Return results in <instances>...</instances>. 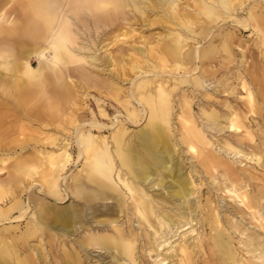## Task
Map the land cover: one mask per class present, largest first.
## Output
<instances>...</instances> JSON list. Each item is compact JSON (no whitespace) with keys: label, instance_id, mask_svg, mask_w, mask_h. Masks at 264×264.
Returning a JSON list of instances; mask_svg holds the SVG:
<instances>
[{"label":"rangeland","instance_id":"obj_1","mask_svg":"<svg viewBox=\"0 0 264 264\" xmlns=\"http://www.w3.org/2000/svg\"><path fill=\"white\" fill-rule=\"evenodd\" d=\"M31 1L0 0V264H264V0H123L111 17L61 0L57 49L24 25ZM40 63H62L69 101Z\"/></svg>","mask_w":264,"mask_h":264},{"label":"bare ground","instance_id":"obj_2","mask_svg":"<svg viewBox=\"0 0 264 264\" xmlns=\"http://www.w3.org/2000/svg\"><path fill=\"white\" fill-rule=\"evenodd\" d=\"M151 1V0H150ZM149 1V2H150ZM155 1V0H154ZM159 1V0H158ZM187 1V0H186ZM192 1V0H191ZM231 1V0H229ZM237 1V0H236ZM61 2V0H36V1H31L30 4L28 5L29 9L31 10V15H30V18L26 21L27 24H24L26 26H28L27 28L31 31V32H36V30L38 31V34L40 35L41 33H49V31L53 28V31H54V42H53V46L54 48H59L60 45L63 44V47L65 48L67 42H68V39H67V36L66 38H64L63 36H65L64 34H62L60 31L63 30V27H64V24H65V19H66V14L67 12H70V13H73V14H78L79 11H76L77 8L79 6H82L85 10H88L89 12L92 13L93 16H105L104 14H107L108 16L107 17H111L112 15L110 14L111 11L113 10L114 7H117V6H121L122 3H123V0H68V3H69V7L67 8V10L65 11V13L62 15V17H58V13L56 11V7L57 5ZM147 1V3H149ZM153 2V1H152ZM156 2V1H155ZM225 2V1H224ZM125 3V2H124ZM140 3V2H139ZM105 4L106 7H108L109 9H107L105 11V13H103V5ZM130 4V3H129ZM150 4V3H149ZM153 4V3H152ZM158 4V3H157ZM261 4V3H260ZM159 5V4H158ZM152 6V5H151ZM150 6V7H151ZM157 6V5H156ZM160 6V5H159ZM168 6V5H167ZM126 7V6H124ZM149 7V8H150ZM170 7V6H169ZM148 8V7H147ZM241 8V7H240ZM170 9V8H169ZM222 9V8H221ZM156 10V9H155ZM158 10V9H157ZM63 11V12H64ZM152 11V10H151ZM227 11V10H226ZM134 12V11H133ZM154 12V10H153ZM225 12V11H224ZM103 15H101V14ZM161 15V14H160ZM244 16V15H243ZM137 19V18H136ZM174 20V19H173ZM243 20V19H242ZM255 22L257 26L260 27V22L258 21V19H255ZM157 22V21H156ZM155 22V23H156ZM159 22V21H158ZM162 22V21H161ZM217 22V21H216ZM192 23V22H191ZM189 25V24H188ZM240 25L243 27V28H249V23L247 22V19H244L242 22H240ZM174 26V25H173ZM236 26V25H235ZM193 27V26H192ZM28 30V32H30ZM64 32V31H63ZM63 35V36H62ZM38 36V35H37ZM195 49V48H194ZM189 51V50H188ZM186 53V52H185ZM180 54V53H179ZM181 56V55H180ZM195 56H196V53H195ZM30 57L27 56V58ZM184 57V56H183ZM104 58V57H103ZM195 58V57H194ZM2 62H6L7 63H11V61L13 60L12 58H7V57H1L0 58ZM181 59V58H180ZM196 61V60H195ZM198 63V62H197ZM15 64V62L12 63V65ZM178 64V63H177ZM180 64V63H179ZM178 64V65H179ZM91 65V64H90ZM100 66V65H99ZM174 66V65H173ZM199 66V65H198ZM42 64L40 63L39 66H38V74H39V78L42 82H45V74L42 70ZM175 67V66H174ZM16 69L18 70L19 67H18V64H15V67H12V69ZM127 69V68H126ZM196 69V68H194ZM29 71V69H28ZM154 71V70H153ZM181 71V70H180ZM195 71V70H194ZM129 72V71H128ZM99 73V72H98ZM110 73V72H109ZM110 75V74H109ZM141 75V74H140ZM126 76V75H125ZM124 77V76H123ZM152 77V76H151ZM112 80V79H111ZM169 80V79H168ZM189 80V79H188ZM115 83V82H114ZM164 85V84H163ZM16 88V89H15ZM26 88V91L24 92H27V93H31V94H34L35 95V92L37 91V88L35 87V85H32V84H27L25 85L24 87H17V84L14 86V91L15 92H19V94H23L24 92L22 91V89ZM167 88V87H166ZM55 90V89H54ZM159 91V90H158ZM60 92V91H59ZM206 92V91H205ZM52 93V92H51ZM61 93V92H60ZM105 93V92H104ZM62 94V93H61ZM121 94V93H120ZM132 94V93H131ZM52 95H59L56 90H55V93H52ZM81 95V94H80ZM119 95V93H118ZM134 95V94H133ZM158 95V94H157ZM78 96V95H77ZM65 97V96H64ZM168 98V97H167ZM166 98V94L164 95V93L160 90L159 91V95H158V102L161 104V108H162V111L165 112L167 110V107H168V100ZM139 99V97H138ZM155 99V98H154ZM155 101V100H154ZM140 105V103H138ZM147 105L150 106L151 103H149L147 101ZM16 108V107H15ZM157 108V107H156ZM169 108V107H168ZM101 111V110H100ZM41 112V111H40ZM102 112V111H101ZM78 113V112H77ZM104 114V113H103ZM142 114V113H141ZM101 115V114H100ZM144 115V114H143ZM146 115V114H145ZM3 117V116H1ZM91 127H94L93 124H91ZM120 127V126H119ZM104 128V127H103ZM88 129V128H87ZM172 140V139H171ZM187 142H189V144H191V141L192 140H195L196 142L199 141L198 139V135L194 132V131H190V135L188 136V139H186ZM94 141V140H93ZM141 141L142 143L145 144V146L149 147V148H152L154 149V151L157 152V154L159 156H162L163 159L167 162V163H172L173 162V159L172 157H170L169 155L167 156L166 154V151L164 150V142L160 139V138H152V139H146L144 137H141ZM67 146V144H63V147L65 148ZM63 151V150H62ZM58 155L60 156L59 158H66L67 155H65L64 152H62ZM66 152V151H65ZM83 157V153L82 151L80 150L79 151V157ZM99 156H93L92 157V160H91V166L92 167H95L99 170H101V166H99ZM174 163V162H173ZM211 163L214 167L216 166V163L214 160H212ZM59 164V163H58ZM57 164V165H58ZM56 166V165H55ZM54 166V167H55ZM60 166V165H58ZM63 166V165H62ZM60 168V167H59ZM166 167H164L163 169H165ZM56 169V167H55ZM54 169V170H55ZM57 170V169H56ZM93 170H95L93 168ZM183 176V175H182ZM166 179V178H165ZM168 179V178H167ZM94 180V179H93ZM186 180V179H185ZM95 181H97L101 186L105 187L106 186V183H104L103 181H100L98 179H96ZM156 181V180H155ZM158 181V180H157ZM25 182V181H24ZM23 182V183H24ZM181 182V181H180ZM179 182V183H180ZM154 183V182H153ZM166 184L169 183V182H165ZM164 183V184H165ZM171 185V184H170ZM190 189V188H189ZM188 189V190H189ZM181 191V190H180ZM66 193V192H65ZM189 194V193H188ZM66 195V194H65ZM67 197V196H66ZM11 200V199H10ZM35 200V199H34ZM10 202V201H9ZM7 203V202H6ZM38 207V206H37ZM179 211V210H178ZM37 212V211H36ZM35 212V213H36ZM26 212H23L19 218L23 217L25 215ZM79 213V212H78ZM191 213V212H190ZM38 214V213H37ZM79 215V214H78ZM160 215V214H159ZM168 215V214H167ZM170 217V216H169ZM189 217V216H188ZM180 218V217H179ZM48 220H50L51 224L52 222L54 223H57V224H61V225H64V224H70L69 222L71 221V218H68L67 217V214L65 215H60V214H57V213H54V212H51L48 217H47ZM175 220V219H174ZM218 221V220H216ZM170 224V223H169ZM173 227V226H172ZM168 228V227H167ZM165 228V229H167ZM215 230V229H214ZM76 231V230H75ZM117 241V239H115ZM219 240V239H218ZM222 240V239H221ZM222 242V241H221ZM117 244L119 243L118 241L116 242ZM220 254L223 256V257H228L229 256V249L228 247H226V245H223L221 244L220 245V250H219ZM87 255V254H86ZM157 256V255H156ZM168 258V257H167ZM24 263H20V264H26L25 261H23Z\"/></svg>","mask_w":264,"mask_h":264},{"label":"crops","instance_id":"obj_3","mask_svg":"<svg viewBox=\"0 0 264 264\" xmlns=\"http://www.w3.org/2000/svg\"><path fill=\"white\" fill-rule=\"evenodd\" d=\"M47 66H49V67L45 68V69H47L46 70V74H45V81L48 83V85H56V86H53V87H55L56 92L59 94L58 96L56 95L55 97H53V100L58 101V102L59 101H69V98L72 97V93L69 90H67V89L64 90V89H61L60 87H57L62 82H61V80H59L58 83H57V81H56L57 79L55 77V74L53 73L55 70H57V68L59 66H62V63H58V64L55 63V65H54L55 67H53L51 65H47ZM42 70L44 71V67H42Z\"/></svg>","mask_w":264,"mask_h":264}]
</instances>
